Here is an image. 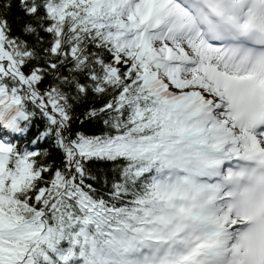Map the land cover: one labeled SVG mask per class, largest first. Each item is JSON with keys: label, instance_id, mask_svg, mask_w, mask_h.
Here are the masks:
<instances>
[{"label": "snow or ice", "instance_id": "snow-or-ice-1", "mask_svg": "<svg viewBox=\"0 0 264 264\" xmlns=\"http://www.w3.org/2000/svg\"><path fill=\"white\" fill-rule=\"evenodd\" d=\"M0 264H264V0H0Z\"/></svg>", "mask_w": 264, "mask_h": 264}, {"label": "trees", "instance_id": "trees-1", "mask_svg": "<svg viewBox=\"0 0 264 264\" xmlns=\"http://www.w3.org/2000/svg\"><path fill=\"white\" fill-rule=\"evenodd\" d=\"M92 131H95L96 129H91Z\"/></svg>", "mask_w": 264, "mask_h": 264}]
</instances>
